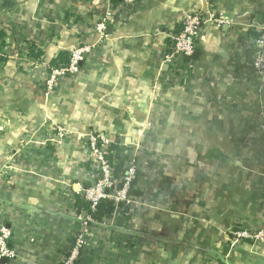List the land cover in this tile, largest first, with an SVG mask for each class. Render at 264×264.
Listing matches in <instances>:
<instances>
[{"label":"crops","instance_id":"obj_1","mask_svg":"<svg viewBox=\"0 0 264 264\" xmlns=\"http://www.w3.org/2000/svg\"><path fill=\"white\" fill-rule=\"evenodd\" d=\"M196 14L225 23L203 24L192 57L167 63ZM263 24L264 0H0L6 264H65L80 235L75 264H264V245L232 235L264 231V83L251 67ZM31 45L46 57L31 60ZM79 46L93 47L80 71L48 89L50 60ZM93 133L138 161L143 192L101 222L77 210L99 178Z\"/></svg>","mask_w":264,"mask_h":264},{"label":"built area","instance_id":"obj_2","mask_svg":"<svg viewBox=\"0 0 264 264\" xmlns=\"http://www.w3.org/2000/svg\"><path fill=\"white\" fill-rule=\"evenodd\" d=\"M132 2L133 0H124ZM205 23H213L221 28L224 25L222 18L217 19L213 16L204 17L199 14L187 16L183 22L184 29L179 35H174L172 38V52L165 56V61L173 66L179 67L186 59L192 57L196 49L197 39L200 35L201 27ZM97 30L104 36V26L99 24ZM258 37L252 42V62L251 67L257 79L264 83V24L258 28ZM93 52L92 46H79L71 56L70 65L64 69H54L48 75L46 86L52 89L55 83L64 80L67 76H74L77 74L83 63L88 59V56ZM112 143L100 134H90L87 138L85 150L92 160V169L99 177L98 181L86 190H83V200L91 204L93 210L103 199L114 200L116 205L122 204L129 207L131 197L128 196L130 189V181L134 179L136 168L130 167L129 175L124 181L121 190H113V193L108 194L110 189H114L116 181L114 178V171L109 162L106 160V155ZM87 222H94L91 218H87ZM238 239H249L255 245H264V231L257 233H250L247 231L239 230L233 232ZM12 237L11 231L0 225V264L2 260L6 262L14 261L16 253L10 246V239ZM86 240L83 235L78 236L75 245L67 258L65 264H75L81 252L84 250ZM209 261V260H208ZM207 264H215L213 261Z\"/></svg>","mask_w":264,"mask_h":264},{"label":"trees","instance_id":"obj_3","mask_svg":"<svg viewBox=\"0 0 264 264\" xmlns=\"http://www.w3.org/2000/svg\"><path fill=\"white\" fill-rule=\"evenodd\" d=\"M116 1V0H115ZM182 29L176 33V35H179L183 29L184 24L181 27ZM4 36L0 33V38ZM71 56L72 53L63 51L59 53L57 58L50 60L48 64V74L52 72L54 69H64L67 68L70 65L71 62ZM45 53L38 48L37 46L31 45L30 51H29V58L31 60H41L44 59ZM238 67L242 68L243 66L238 65ZM106 160L109 162L111 168L114 171V178L116 181V186L114 189H110L108 194H112L113 190H121L125 179L129 175V169L130 167L134 166L136 167V174L133 180L130 181V189L128 191V196L131 198H138L143 196V192L141 190V187L139 185V178H140V172L138 170V161H135V165L132 159L131 155L124 154L123 151L115 146L112 145L109 149V153L106 155ZM90 162L92 160L90 159ZM98 181V179H97ZM96 181V182H97ZM95 182V183H96ZM86 185V189L91 188L93 185ZM85 189V190H86ZM122 204H119L118 206L115 204L114 200L111 199H103L99 202V204L96 206L95 210L92 209L91 204L87 201H84L83 199L77 200V210L78 214L84 216V218L87 220V218H91L93 221L101 222L107 217L112 216L116 211L117 208L121 207ZM10 262V261H9Z\"/></svg>","mask_w":264,"mask_h":264},{"label":"rangeland","instance_id":"obj_4","mask_svg":"<svg viewBox=\"0 0 264 264\" xmlns=\"http://www.w3.org/2000/svg\"><path fill=\"white\" fill-rule=\"evenodd\" d=\"M135 168H136V167H135ZM138 198H140V197H138ZM135 199H137V198H131L130 205L132 204L133 201H135ZM130 205L128 204V206H130ZM117 206H118V205H117ZM128 208H129V207H125V205H124V206H121V207L117 208V210H120V211L126 212ZM238 231H239V230H238Z\"/></svg>","mask_w":264,"mask_h":264},{"label":"water","instance_id":"obj_5","mask_svg":"<svg viewBox=\"0 0 264 264\" xmlns=\"http://www.w3.org/2000/svg\"><path fill=\"white\" fill-rule=\"evenodd\" d=\"M1 264H6V260H2Z\"/></svg>","mask_w":264,"mask_h":264}]
</instances>
